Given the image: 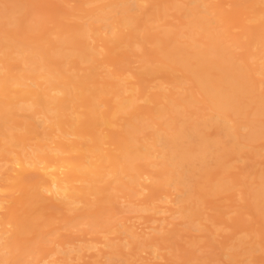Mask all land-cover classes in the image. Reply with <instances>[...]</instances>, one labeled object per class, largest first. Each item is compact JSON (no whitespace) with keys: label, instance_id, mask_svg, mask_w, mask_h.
I'll return each mask as SVG.
<instances>
[{"label":"rangeland","instance_id":"1","mask_svg":"<svg viewBox=\"0 0 264 264\" xmlns=\"http://www.w3.org/2000/svg\"><path fill=\"white\" fill-rule=\"evenodd\" d=\"M128 1L137 2L134 10L130 11L134 20L139 22L134 29L116 24L113 12L109 14L110 18L107 22L111 23L112 26L115 25L116 28L107 27L106 21L94 18L95 14H100V9L110 2L118 3L119 0H0L2 13L15 4L21 2L25 4L21 3L24 5L21 13H13L15 17L20 16L22 24L20 23L19 26L10 24L7 25L8 27L2 25L1 28L12 27L15 29L11 36L16 38H23L28 34L25 32L27 29L25 25L29 22L38 23V27L45 28L46 32L42 35L27 39L28 46L47 45L49 42L55 41L56 33L65 32L69 34L79 26L86 28L83 40L87 48L95 49V61H78L74 65H67L65 72L74 75L78 81L91 83L92 79H83V76L87 74L89 67L94 65L92 67H94L97 80L101 84L103 81L108 82V87L114 89V84L122 79L124 83L135 88L138 109H134V111L127 109L128 114L117 115L115 130L122 132L125 119L137 113H144L145 117L150 116L149 121H152L156 114L154 115L153 111L150 113L147 111L165 104L169 96L180 97L185 93H192L197 100L190 106L191 108L189 107L186 112L182 106L177 109L183 114H187L188 117L191 116L192 121L197 120L202 124L203 120L206 119L204 120L207 123L204 132L205 137H209L208 140L211 138L210 142L215 140L221 142L215 150H212L211 158L225 153L224 160H226L225 165L227 164V166L218 168L212 165L210 160V167L200 168L196 163V168L191 171L192 176L188 177L190 180H186L187 185H191L192 189L191 196L186 199L182 185L171 183L164 180V176L156 175L159 169V161H162V157H160L161 144H157L152 148L149 158L137 161V164L143 169L142 173L139 174L140 178L138 176L139 184H137L138 182L135 183L136 185H133L135 187L131 189L133 192L128 188L119 190L116 182H113L115 176L108 172L109 168L101 167V162L89 152L91 141L87 136L61 135L56 126L46 127L50 122L48 120L44 122L45 119L38 113L34 115L35 119L33 120L37 124L34 123L37 126V133L25 134L19 148L1 149V144L6 140L0 136V190L2 191L0 194L2 201L0 204L2 208H0V237H2L0 238V245L6 243L13 245L16 251L19 250L14 257L16 260H13L17 264H252V262L253 264H264V213L255 210L257 204L255 206L252 200L259 182L256 172L258 170L264 172V119L261 124L263 127L260 128L261 136H258L255 141L246 139L249 128L244 125L243 121L237 124L240 126H236V131L240 135L246 136L244 139L241 136L240 141L236 142L237 150L235 151L233 141H228L230 139L227 140V137L223 136L227 128L226 132L228 130L230 133L233 132L234 129H231L234 128L233 122L229 118H226L228 121L224 119L225 121L220 120L219 122V119L215 117L216 113L212 109H206V103L200 94L192 88L189 80L180 77L179 71H173L169 74L156 73L152 76L144 75L142 72L146 60L148 59L149 66L156 65V62H154L152 55L147 57L141 55L143 52H153L157 43L151 40L153 37L137 42L139 40L136 38L141 35L148 33L147 36L151 37L152 35H159L162 30H168L172 31L174 38L184 45L189 42L190 35L199 44L207 42V38L201 37L200 29L197 26L190 25L192 15H182L189 0ZM161 1L164 2L163 14L156 17L150 15L154 9H162V6L158 5ZM202 1L204 6L198 7L199 11L204 12L205 5L216 4L220 7L221 15L227 21V31L223 33L222 23L214 22L211 24V28L216 33L218 32L215 38L219 39V42L221 39V44L233 52L230 55L234 61H240L238 57H241L240 54L245 52L242 44L255 42L253 46L250 45V52L254 55L246 61L253 69L257 68L260 64L261 54L264 52V45H262L264 41V0H258L254 3L250 0ZM105 10L109 11L110 8L106 7ZM91 14H94V17H91ZM185 24H188L189 28ZM90 27L93 30H89ZM112 30L118 31L119 38L115 42L106 43L107 37L113 32ZM0 36L9 37L3 33H0ZM132 38L136 39V42L134 41L131 47H125L122 44L123 40ZM231 38H238L239 44L232 45ZM54 50L55 47L51 48L49 54H54ZM79 50L80 46L71 52L78 54ZM14 55V53L9 54L10 57H14ZM0 57L3 58L4 56L0 54ZM73 58L75 57L73 56ZM59 66L58 64L56 67ZM10 69L18 74L27 72L26 69H22V64L11 66ZM137 73H142V75L136 77L134 74ZM172 76L178 77L180 81H173ZM254 76L264 81V74L259 72ZM26 82L27 84L42 83L43 79H28ZM263 87L260 85L259 89L264 91ZM126 94L124 93V95ZM147 96L150 98L147 99ZM248 104L247 108L245 107L244 118L247 116L248 119H253L255 118L252 114L253 111L250 112L253 106L252 101H249ZM101 108L104 109L105 106L102 105ZM77 110L81 112L84 107L80 105ZM21 114V116L24 115ZM66 115L69 117V112H66ZM21 116L19 119L24 120V117ZM166 116L165 118H167ZM190 119L189 121H191ZM237 119L240 117L237 116ZM40 120L41 122L44 121L41 123ZM189 121L187 120V122ZM213 122L219 124V127ZM223 122L226 125H222L225 124ZM154 129L155 127L146 131L152 132ZM67 131L70 130L67 128ZM220 131L223 133L218 134ZM47 132L50 133L49 136L45 134ZM96 132L101 138L103 137L100 147L106 152L120 155V149L116 148L111 138L112 134L106 125H98ZM137 137L140 142H150L148 139H143L142 133H138ZM221 139H224L223 142ZM59 140L67 144L69 141L80 143L79 151L66 149L65 152L59 153L61 156L66 159L67 156L74 157L80 154L87 156V162L91 163L92 168L105 173L104 179L94 183L96 187L98 186L99 192L87 194L85 197L83 196L84 198L76 199L77 202H75L76 200L71 201L67 207L63 205L64 203L58 204H61V197L44 192L43 205L46 203V206H42L39 211L32 215L37 223L36 231L28 233L22 239L16 238L14 240L11 230L13 227L15 229V224L19 220L25 219L26 216L22 211L23 207H21V192L16 189H9L10 179L8 178L9 181H6L4 178L11 172L9 170L13 165L12 159L16 157L24 159L26 157L30 160H36L32 162L36 164L38 160L35 153L39 152L37 144H44L45 149L50 153L52 152L49 153L50 155H57ZM33 156L34 158H30ZM26 158L25 160H28ZM198 168L203 169V171L200 172L201 170ZM207 168H209L208 171H204ZM25 171L23 174L26 181L32 182L37 179L34 171H26L29 176H26ZM200 173L202 174L200 175ZM123 179L128 180V177L124 176ZM80 180L72 182L73 187L87 185L84 182L82 184ZM216 181L225 185L220 189L212 188L211 186L216 184ZM194 184L195 186L201 185L199 192L193 189L194 186L192 188ZM200 192L203 194L202 199H199ZM103 194H110L111 201L107 204L104 203L106 205L104 207H99L101 204L96 207V202L97 200L99 202L100 199L99 196H104ZM94 204L95 207L93 206V208L92 205ZM186 205L194 208L197 214L191 215V217L183 214L182 207ZM107 206L110 207L109 210L106 208L107 212H105L104 208ZM93 214H102L103 219L101 217L98 219L106 221H101L100 224L97 223V219L96 224H94L95 221L91 219ZM75 218L76 220H74ZM5 230L7 231L5 232ZM28 245L36 248L32 252H25L26 254L21 255L22 247ZM1 248L0 255L4 253L7 256L6 249L3 250L2 248L1 250ZM9 261L7 264H11ZM0 264H6V262L2 263L0 260Z\"/></svg>","mask_w":264,"mask_h":264},{"label":"bare ground","instance_id":"2","mask_svg":"<svg viewBox=\"0 0 264 264\" xmlns=\"http://www.w3.org/2000/svg\"><path fill=\"white\" fill-rule=\"evenodd\" d=\"M250 1L254 3L258 0ZM21 3L15 4V6L8 8L3 13L0 11V33L9 35L7 38H4L5 35L3 37L0 36V54L4 56L3 58L0 57V136L6 140L1 144V149L19 148L25 134H36L37 124L33 120L35 119L34 115L40 113L45 119V121L43 120L44 122H46V120L50 122L46 127L50 128L56 126L61 135L71 134L79 137L87 136L91 141L89 152L101 162V167L109 168L108 172L115 176L113 182H116V186L119 190L128 188L132 191L131 189L135 187L133 185H136L135 183L138 182V176L142 173L141 171L143 169L142 166L137 164V161L149 158L152 148L157 146V144H161V155L160 153L159 155L162 157V161H159V169L156 175L161 177L164 176V180L171 183L182 185L184 187L183 193L186 194V199H189L191 196V185L188 184V186L186 180H190L188 177L192 176L191 171L193 168H196L197 165H199L200 168H206L209 166L210 160V162L213 163L212 165L218 168L224 167L226 161L224 160L225 153H223L224 155H217L211 158L212 150H215L221 142L215 139L214 142H210L209 140L211 138L208 140L209 137H205L206 135H204V132L207 123L206 121L204 122V120L206 119H202V124L201 122H197V120L192 121L193 118L190 119L191 116L188 117L187 114H183V112L177 109L182 106L183 110L185 109L184 112L189 110L188 108L197 100L192 93H185L180 97L169 96L165 104H161V106H156L147 111L148 113L153 111L154 115L156 114L155 119L152 121H149L150 116L145 117L144 113H137L125 119L122 132L115 130L114 127L117 125L115 121L118 120L116 119L118 117L117 115L122 114L124 116L128 114L127 109L132 111L138 109L135 88L124 83L122 79H119L114 84V89L108 87V82L103 81V84H101L97 80L94 67H92L94 65L90 66L87 74L83 76V79H92L91 83L89 82L90 84L86 83V81H78L75 79L74 75L65 72V67L67 65H74L78 61H95V49L85 46L83 38L85 37L87 29L82 26L75 28L74 31L69 34L65 32L56 33L57 38H55V41L49 42L47 45L39 44L28 46L26 43L27 39L29 40L31 37L40 36L46 32L45 28L38 27V23L34 22H29L25 25L27 28L25 32L28 33L25 37H12L11 34L14 33L15 29L12 27L3 29L1 26H9L10 24L13 26L20 25V16L15 17L13 13H21L25 5ZM135 3L137 2L128 0H119L118 3L110 2L100 9V14H95V17L94 14H91V17L100 21H106V26L111 27L112 24L108 23L107 20L110 18L109 14L113 12L116 24L134 29L139 24V22L134 20L130 15V11L134 10L137 6ZM158 5L162 6V9L156 8L157 10L154 9L150 15L156 17L163 14L164 2L161 1ZM202 5V0H189L186 5L187 8L181 9H183L182 15H192L190 25L197 26L200 29L201 37L207 38V42L203 44L196 43L197 41L190 37V35L189 42L184 45L174 38V35L171 33L172 31L168 30H162L159 35H152L151 37L147 36L148 33H146L147 35H141L136 38L139 40L137 42H142L148 40V37L149 39L153 37L151 40L157 43L156 49L153 52L142 53L141 56L143 57L152 55L154 57V62H156V65L149 66L147 59L144 63L145 68L142 73L152 76L156 73L169 74L173 71H179L181 73L180 77L189 80L192 88L200 94L202 100L206 103V109H212L216 113L215 117L219 119V122L220 120H227L226 118H229V120L233 122L234 128L230 127L232 130L234 129L233 132L230 133L229 130L226 132L227 128L223 136H226L227 140L229 138L230 140L228 141H233L236 151V142L240 141L239 139L241 136L243 137H241L242 139L246 136H243V134L240 135L238 131H236V126H240V124L237 125L239 122L243 121L245 123L244 125L249 128L247 132L249 134L246 136V139L248 138L255 141L258 136H261L260 128L263 127L261 124L264 119V91L259 88L260 85L264 86V81L259 80L254 75L259 72L262 75L264 74V52L261 54L260 64L257 68L253 69L248 65L246 60L254 55L250 52V45L253 46L255 42L244 43L242 46L245 48V52L240 54L241 57H238L240 61H234L230 55L233 52H231L227 46L221 44V39L219 42V39L215 38L218 32L216 33L215 30L211 28V24L214 22L222 23L223 26L221 28L223 33L227 31V21L221 15L220 7L216 4L210 6L205 5V14H203L204 12L202 10L199 11L197 9ZM106 7L110 8V10L106 11ZM201 12L203 13L201 14ZM116 15H118V17H116ZM185 25L188 27V24ZM112 27L116 28L115 25ZM89 30H93V28L90 27ZM113 32L107 37L106 43L118 40V31L115 30V32ZM111 37L112 39H110ZM136 39L123 40L122 44L125 47H131ZM230 42L232 45L239 44L238 38H231ZM262 45H264V41ZM78 46H80L78 54L72 53L71 50H74ZM53 47H55L54 54H49L50 49H53ZM10 53H14V57H10ZM73 56L75 58H73ZM19 64H22V69L27 70L26 73L18 74L11 71V66ZM58 64L60 66L57 68L56 66H58ZM142 73L134 75L138 77L141 76ZM37 78H42L43 82L33 84H27L26 82L28 79L35 80ZM171 79L175 82L180 81L176 76H172ZM124 93L127 94L124 95ZM146 98L149 99L150 97L147 96ZM249 101H252L253 104L250 111H253L252 114L255 116L253 119H248L247 116L244 118L245 107ZM80 105L84 107V110L81 112L77 110ZM102 105L105 106L104 109L101 108ZM66 112H69V117H67ZM21 113L24 115L21 116ZM20 116L24 117V120L21 119V121L19 119ZM165 116L167 118H165ZM237 116H239L240 119H237ZM188 118L191 121H189ZM187 120L189 122H187ZM216 122H218V120ZM98 125H106L108 127L116 148L120 149V155L112 154L109 151L106 152L105 149L100 147L103 137L101 138L99 133L96 132ZM217 125L219 127V124ZM222 125H226V123ZM19 126L20 128H17ZM46 127L44 126V129H46ZM154 127V131H146ZM67 128L70 131H67ZM138 133H142L143 139H148L150 142H140V139L137 137ZM221 133H223V131H220L218 134ZM45 134L49 136L50 133L47 132ZM68 143L69 144L64 143L61 140L58 141V151L56 150L58 154L65 152L66 149L70 151H79V142L69 141ZM45 147L44 144H37L39 152L35 153V155H37L35 157L38 163L33 164L32 162L36 160H30L26 157H24V159H18V157H16L12 159L13 161L11 160L13 165L11 164L12 168L9 170L11 171L10 174L6 175L4 173L6 175V177H4L6 181L8 178L10 179V181L8 180L10 182L8 184L9 189H16L21 192V207H23L22 211L26 216L25 219L19 220L15 224V229L14 227L12 228V230H14H11V232H13L12 239L14 240L16 238H24L25 235L34 231L37 227V223L35 219L32 218V215L39 211L42 206H46V203L43 205L45 200L43 197L44 192L45 194L49 192L55 196L61 197V204H58L62 205V203H64L63 205L67 207L71 201L74 202L76 199L78 200L90 193H98V186L96 187L94 183L105 177L104 172L91 167V163L89 161L87 162V156L80 154L74 157L67 156L66 159L60 154V156L58 154L50 155L52 152L50 153L47 151ZM25 158L30 161L28 162ZM30 158H34V156ZM196 163L198 164L196 165ZM225 166H227V164ZM27 169L34 171L37 178L35 181L30 182V180H25L26 178H24L23 171H27ZM208 169L209 168L204 171H208ZM199 170H201L200 172L203 171V169ZM26 171L25 174L27 176L28 171ZM6 172L8 173V171ZM201 174L202 173H200V175ZM123 175L127 176L128 180H124ZM256 176L259 178V182L257 183V189L252 200L254 201V205L257 204V209L255 210L264 213V172L258 170ZM220 178L223 179V177ZM79 179H81V183L84 182L87 183V185L73 187L72 182H77ZM221 183L217 182L211 187L220 189L225 185ZM137 184H139V182ZM193 186L195 188H193ZM192 188L199 192L201 185L198 184L195 186L194 184ZM101 193L100 191V194ZM0 194H2L1 190ZM110 194H103L104 196L100 195V203L98 200L97 202L95 201L97 203L96 207L99 204H101L99 207L106 206L104 203L107 204L111 201ZM202 195L201 193L199 199H202ZM77 200L75 202H77ZM1 202L0 195V204ZM87 203L90 202L87 201ZM93 206L95 207V204L92 205V207ZM89 207L91 206L89 205ZM109 207L107 206L104 208L105 212H107L106 208L108 209ZM182 208V213L187 216L191 217V215L194 216V214H197L195 209L189 207V205L183 206ZM88 210L90 212V209ZM98 217L102 218V214H93L91 219L95 222L92 220H90V222L92 221L96 224ZM74 220H76V218ZM101 221L105 222L106 220L104 221L99 218L97 223ZM107 221H110V219H107ZM106 223L108 224V222ZM6 231L7 230H5V232ZM38 237L40 238V236ZM5 244L2 246L0 245V247H2L3 250L6 249L5 252H8V255L6 256L2 253L0 255V260L2 263L6 262L7 264L9 260L11 261V259L17 255L19 250L16 251L13 245ZM22 248L23 249L20 251L21 255L23 253L26 254L25 252H32L36 247L28 245ZM13 260H16V258L12 259L11 262L9 261V263L17 264V262Z\"/></svg>","mask_w":264,"mask_h":264}]
</instances>
